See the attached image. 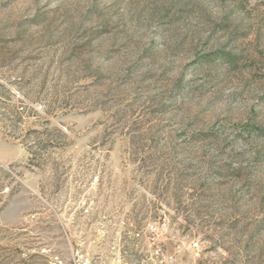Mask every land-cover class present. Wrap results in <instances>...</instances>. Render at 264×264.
I'll list each match as a JSON object with an SVG mask.
<instances>
[{"label": "rangeland", "instance_id": "rangeland-1", "mask_svg": "<svg viewBox=\"0 0 264 264\" xmlns=\"http://www.w3.org/2000/svg\"><path fill=\"white\" fill-rule=\"evenodd\" d=\"M0 264H264V0H0Z\"/></svg>", "mask_w": 264, "mask_h": 264}, {"label": "trees", "instance_id": "trees-1", "mask_svg": "<svg viewBox=\"0 0 264 264\" xmlns=\"http://www.w3.org/2000/svg\"><path fill=\"white\" fill-rule=\"evenodd\" d=\"M231 26H232L231 23L223 21L222 24L219 25V28L220 30H226L230 28ZM212 55L215 56L214 58H212L213 60H219L227 67L233 68V69L238 68L242 60L239 54H235L234 52L229 51V50H219L213 53Z\"/></svg>", "mask_w": 264, "mask_h": 264}]
</instances>
